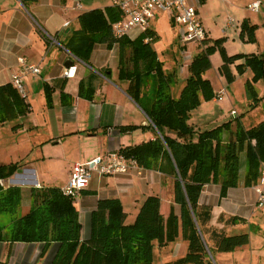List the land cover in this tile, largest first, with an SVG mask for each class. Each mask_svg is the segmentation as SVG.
I'll list each match as a JSON object with an SVG mask.
<instances>
[{"label": "trees", "instance_id": "1", "mask_svg": "<svg viewBox=\"0 0 264 264\" xmlns=\"http://www.w3.org/2000/svg\"><path fill=\"white\" fill-rule=\"evenodd\" d=\"M20 1L28 7L36 0ZM246 7L248 9V4ZM120 15V9L114 4L105 10L82 13L79 35H74L65 47L87 62L95 43H105L108 48L118 43L120 76L131 81L128 92L142 106L154 130L153 139L118 151L134 159L138 167L156 169L171 177L173 202L164 213L163 199L158 194H149L139 204L135 221L126 223L119 198L98 199L90 215L89 236L83 239L76 198L64 194L61 187L31 188L28 211L15 217L21 204V188L4 187L0 183V220L4 213L14 215L6 224L0 221V241L45 245L58 242L59 248L50 264H152L156 247L161 249L182 239L186 243L185 253L162 264H214L209 254L245 245L250 235L248 232L227 233L225 227L242 221L244 218L240 216L221 213L217 222L223 226L213 224L212 205L200 202L202 189L206 184L218 183L219 196L225 197L229 188L238 185L242 155L246 164L244 184L254 186L258 182L264 172L261 169L264 166V119L245 127L237 116L198 131L190 122L191 112L203 101L215 97L212 84L203 76L211 65L210 55L215 51L221 57L219 72L228 82L235 77L232 66L237 74L251 72L245 81L247 100L252 105L260 103L264 92L259 95L255 83L264 82V52L228 54L223 45L225 36L213 39L207 34L196 43L197 50L188 61L184 85L174 97L168 91L172 74L161 71L150 42L155 32L149 29L133 41L125 35L115 36L111 23ZM256 29L255 24L243 19L240 36L247 34L251 40ZM145 37L150 40L143 42ZM125 49L129 50L127 59L123 54ZM143 85L147 92L143 93ZM151 89L154 91V96L149 94L151 104L143 106L141 97L146 98ZM27 107L26 98L12 83L0 86V124L24 114ZM136 127L127 125L120 129L127 131ZM18 167L17 162L0 163V181L11 177ZM175 204L179 206L178 212Z\"/></svg>", "mask_w": 264, "mask_h": 264}, {"label": "crops", "instance_id": "2", "mask_svg": "<svg viewBox=\"0 0 264 264\" xmlns=\"http://www.w3.org/2000/svg\"><path fill=\"white\" fill-rule=\"evenodd\" d=\"M192 1L199 15V7L206 0ZM111 6L113 0H36L28 7L20 0H0V86L11 83L12 73L18 68V57L23 56L40 66L39 74H27L22 78L27 92L26 112L0 124V163L17 162L18 168L22 169L21 173L15 171L11 177L2 179L1 184L4 187L21 188L24 209L30 207L31 188L52 184L64 186L75 162L103 156L154 138L150 119L128 92L131 81L120 76L118 43L110 48L105 43H95L87 62L65 47L74 35H79V16L82 13L92 9L105 10ZM259 11L255 19L252 20L250 15L243 19H248L250 24L256 26L257 20H260L262 25L264 10ZM242 20L236 22L234 19L233 25H225L223 33L226 28L236 32L235 28H239L240 35ZM160 24L176 25L170 12L156 11L150 25L151 32L155 34L150 42L159 36L157 28ZM176 33L175 42L181 51L187 52L186 45L178 43V26ZM142 34L133 28L124 37L133 41L142 37ZM145 38L143 42H146ZM223 45L228 54H234L227 49V37ZM193 52L187 53L192 55ZM123 54L127 59L129 50L125 49ZM69 61L70 64L65 65ZM70 66L75 67L74 75L66 77L64 72ZM170 84L168 91L177 97L184 82L178 74H172ZM142 87L145 89L146 85ZM221 88L226 91L225 86ZM258 94L261 95V92ZM149 97V93L146 98L141 97L143 106H150ZM227 98L230 99L229 93ZM207 102L203 101L200 106ZM205 111L212 115L208 109ZM205 119L202 116L199 121L206 122ZM210 122L215 125L220 123L219 119ZM127 125L137 127L127 131L120 129ZM243 162L238 185L229 188L225 197L220 198L218 183L206 184L200 195V202L212 205L213 224L223 226L217 222V216L221 213L244 218L226 227L229 234L236 233L241 230L240 225L247 224L249 228L246 227V232L249 235L255 230L264 231V211L255 204L253 185L244 184V159ZM261 169L264 171V166ZM161 175L156 169L142 167L112 175L93 173L75 200L82 225V238L89 236L90 215L98 199L119 198L124 210L126 203L135 205L138 210L144 198L155 191ZM163 177L171 178L166 175ZM58 248V242L45 245L42 242L0 241V264H50ZM185 251L186 246L182 243L178 254L182 255ZM254 260L255 263L250 261L249 264L264 263L262 259H259L261 262Z\"/></svg>", "mask_w": 264, "mask_h": 264}, {"label": "rangeland", "instance_id": "3", "mask_svg": "<svg viewBox=\"0 0 264 264\" xmlns=\"http://www.w3.org/2000/svg\"><path fill=\"white\" fill-rule=\"evenodd\" d=\"M248 1L250 0H206V2L199 7L198 18H200V22L208 32V36L213 39L221 36L227 37V49L230 53L264 52V43H262L264 42V26L261 25L259 22L260 20H257L258 26L254 33L255 39L249 40L247 34L240 36L238 33L239 28H235L237 32L229 28H226L224 33L222 31L229 17H233L236 22H240L244 17H247V15L252 16V20L259 16L258 12L253 13V11L247 10L245 6ZM260 1V11H262L264 10V0ZM176 28L177 25L172 26L170 24H160L157 28L159 36L155 41L151 42V45L156 50V56L160 63L161 71L163 73L169 72L174 75L178 74L179 79L184 82L186 79L185 76L188 72L186 69L188 63L186 56L191 50L196 52L197 48L196 42L192 41L185 44L188 53L186 51H181V47L178 46L174 40L177 36ZM210 62L211 65L204 71L203 76L210 81L215 92H219L221 87L225 86L230 99H228L226 95L220 101L209 100L205 105H201L192 110L190 122L193 123L194 127L198 131L208 129L215 125V123H211L210 121H216V119H219V122L221 123L228 120H234L233 118L237 116L241 117L240 120L244 123L245 127H250L259 120L264 119V99H261L260 103H257L256 105H252L247 100L245 81L246 78L251 75V72L246 70L243 74H237L233 66L232 71L234 72L235 77L232 81L228 82L220 74L218 69L221 63V57L218 51H215L210 55ZM185 72L186 74H184ZM255 88L257 92H261L262 94V92H264V82L258 80L255 83ZM149 94L150 96H154V91L151 89ZM209 108L211 109L210 111ZM206 109H208L212 115L206 113ZM202 116L206 118V122L199 121ZM232 128V130H234L235 126L233 125ZM243 159L244 157L242 155L240 161L241 168L244 164ZM162 179L163 182L161 181ZM164 179L166 180L164 181ZM161 180L157 184V187L154 188L155 191H153V194H158L163 199V211L165 213L166 208H168L170 203L173 202V180L172 178L167 179V177H163L162 175ZM51 186H53V184ZM22 206L21 202L15 213V217L28 211V209H24ZM174 206L175 210L178 212V205ZM125 207V222L133 223L135 221L137 207L135 205H130L129 203H126ZM224 214H226L225 216L229 215L227 213ZM13 216L9 213H4L2 214L0 221L6 224ZM246 227L249 228V225H240L241 230L239 231L246 232ZM239 231L236 233H239ZM236 233L232 232L231 234ZM182 243L186 245L185 241L179 239L175 244H169L164 248L160 249L156 247L152 264H162L165 261L174 260L179 257L180 255L178 252ZM209 255H211L214 264H249L250 261H256L254 259L261 262L264 260V231L255 230L252 232L250 234V241L245 245L237 247L231 251H214Z\"/></svg>", "mask_w": 264, "mask_h": 264}, {"label": "built area", "instance_id": "4", "mask_svg": "<svg viewBox=\"0 0 264 264\" xmlns=\"http://www.w3.org/2000/svg\"><path fill=\"white\" fill-rule=\"evenodd\" d=\"M113 4L121 11V17L111 23V29L115 36H124L133 28L145 33L150 29L151 20L156 11L172 14L173 22L178 26V43L181 45L192 41L201 42L207 35L192 0H114ZM260 7V0H254L248 4V9L253 12H258ZM233 22L234 19L229 18L226 26L233 25ZM145 39L148 41L150 37ZM190 57V54L186 56L187 61ZM74 72L75 67L70 66L65 70L64 76L71 77ZM39 73L40 66L38 64L28 61L23 56L18 57V68L12 73L11 83L18 93L26 98L27 92L22 78L27 74L37 75ZM226 95L225 89L221 88L219 92L215 93L214 99L220 101ZM134 167L138 168L137 162L119 153L118 150L86 161H77L73 164L68 181L61 187V190L64 194L76 198L87 186L93 173L97 172L101 175L126 173ZM0 183L2 182L0 181ZM253 189L256 195V206L264 211V172Z\"/></svg>", "mask_w": 264, "mask_h": 264}, {"label": "water", "instance_id": "5", "mask_svg": "<svg viewBox=\"0 0 264 264\" xmlns=\"http://www.w3.org/2000/svg\"><path fill=\"white\" fill-rule=\"evenodd\" d=\"M69 64H70V61L65 63V65H67V66H68ZM16 172H17V173H21V172H22V169H21V168H18V169L16 170Z\"/></svg>", "mask_w": 264, "mask_h": 264}]
</instances>
